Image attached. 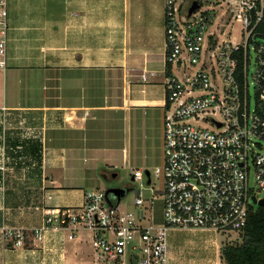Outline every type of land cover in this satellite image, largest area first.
<instances>
[{"label": "crops", "instance_id": "0c3cea01", "mask_svg": "<svg viewBox=\"0 0 264 264\" xmlns=\"http://www.w3.org/2000/svg\"><path fill=\"white\" fill-rule=\"evenodd\" d=\"M8 11L0 264H99L87 228L49 227L41 240L32 232L44 224L46 207L79 208L85 190L101 187L108 175L101 154L114 137L128 161L133 147L149 146L153 117L163 113L165 123V0H8ZM8 67L24 96H7ZM2 226L24 229V245L4 238ZM223 242L213 255L175 258L168 237L167 264H226Z\"/></svg>", "mask_w": 264, "mask_h": 264}, {"label": "built area", "instance_id": "2783aa9c", "mask_svg": "<svg viewBox=\"0 0 264 264\" xmlns=\"http://www.w3.org/2000/svg\"><path fill=\"white\" fill-rule=\"evenodd\" d=\"M197 1L189 15L193 0H165L170 66L164 164L156 168L165 182L163 221H154L155 197L142 189L129 206L94 187L85 190L79 208L46 207L34 238L41 240L49 227L87 228L99 264H167L171 228L229 232L246 225L253 196L262 198L254 189H264V0ZM8 19V0H0L1 67ZM132 177L143 180V170L135 168ZM1 232L16 245L27 237L17 227L2 226Z\"/></svg>", "mask_w": 264, "mask_h": 264}, {"label": "rangeland", "instance_id": "374dc122", "mask_svg": "<svg viewBox=\"0 0 264 264\" xmlns=\"http://www.w3.org/2000/svg\"><path fill=\"white\" fill-rule=\"evenodd\" d=\"M189 1V0H186ZM239 25L235 31L236 39H239ZM252 58L250 63V71L254 70V51L251 52ZM9 68V67H8ZM174 70L179 71V68L174 67ZM17 77L9 68L6 71L7 79V96L9 98H15L24 96L26 90L18 88L16 85ZM37 74V79H39ZM18 88V90H17ZM35 91L32 92V94ZM35 98H40L37 95ZM35 100V99H34ZM39 100V99H38ZM164 112V110H163ZM158 116V115H157ZM154 119V132L152 139L148 147H133V151L130 153L129 160L125 161L123 155V149L119 146L120 136H116L109 142L108 149L102 152L101 156L104 160L100 161L102 168L108 171L106 178L102 180L101 187L104 189L108 188H122L124 193L121 197L122 202L131 206V202L134 199L137 190L142 189L145 197H155L154 203L150 209L154 214L155 222L163 221L164 212V200L162 198V192L164 190V177L162 173L156 172V168L163 167L164 164V152H163V130H164V114L160 118ZM156 125V127H155ZM112 134V133H111ZM146 137H150V133L146 134ZM141 145L140 143H138ZM90 156V155H89ZM88 156V157H89ZM90 162H94L93 158L90 157ZM106 158V159H105ZM110 164V165H109ZM138 167L144 172L143 180H133L132 172ZM146 170L151 172V183H148V176ZM255 181L254 174H250V184L253 185ZM84 187H92L90 184H83ZM254 192L258 194L259 197L264 196V189L257 190ZM110 197L116 200L117 195L114 192H109ZM257 206L258 204H253ZM169 237V250L170 255L175 258H198L204 257L211 253L215 254V244L216 242L221 244L226 240H239L240 231H229V232H215L209 235L206 232L198 231H187V230H176L172 229L168 232ZM93 247V246H92Z\"/></svg>", "mask_w": 264, "mask_h": 264}, {"label": "trees", "instance_id": "16d2710c", "mask_svg": "<svg viewBox=\"0 0 264 264\" xmlns=\"http://www.w3.org/2000/svg\"><path fill=\"white\" fill-rule=\"evenodd\" d=\"M170 66V63L167 67ZM239 240H226L221 257L226 264H264V205L250 206Z\"/></svg>", "mask_w": 264, "mask_h": 264}, {"label": "water", "instance_id": "95a60500", "mask_svg": "<svg viewBox=\"0 0 264 264\" xmlns=\"http://www.w3.org/2000/svg\"><path fill=\"white\" fill-rule=\"evenodd\" d=\"M199 6V2L197 0H193L191 6L188 9V14L190 15L195 9L199 8ZM146 174L148 176L149 171H146ZM107 192H114L117 195L118 200H120L124 193V190L122 188H108ZM253 202L258 205H264V196L260 199H257V197L253 196Z\"/></svg>", "mask_w": 264, "mask_h": 264}]
</instances>
